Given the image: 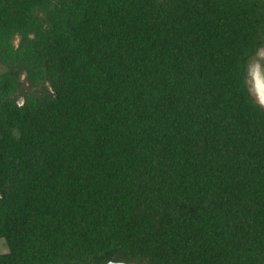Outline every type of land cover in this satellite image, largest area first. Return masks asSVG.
I'll return each instance as SVG.
<instances>
[{"label": "trees", "instance_id": "trees-1", "mask_svg": "<svg viewBox=\"0 0 264 264\" xmlns=\"http://www.w3.org/2000/svg\"><path fill=\"white\" fill-rule=\"evenodd\" d=\"M262 49L264 0H0V264H264Z\"/></svg>", "mask_w": 264, "mask_h": 264}, {"label": "rangeland", "instance_id": "rangeland-1", "mask_svg": "<svg viewBox=\"0 0 264 264\" xmlns=\"http://www.w3.org/2000/svg\"><path fill=\"white\" fill-rule=\"evenodd\" d=\"M264 49H262L257 59L249 67V88L257 103H264ZM260 104V103H259ZM262 106V105H261ZM263 107V106H262ZM264 108V107H263ZM7 247L4 242L0 241V254L6 253Z\"/></svg>", "mask_w": 264, "mask_h": 264}, {"label": "flooded vegetation", "instance_id": "flooded-vegetation-1", "mask_svg": "<svg viewBox=\"0 0 264 264\" xmlns=\"http://www.w3.org/2000/svg\"><path fill=\"white\" fill-rule=\"evenodd\" d=\"M260 103V105H262V106H264V103L261 101V102H259Z\"/></svg>", "mask_w": 264, "mask_h": 264}, {"label": "water", "instance_id": "water-1", "mask_svg": "<svg viewBox=\"0 0 264 264\" xmlns=\"http://www.w3.org/2000/svg\"><path fill=\"white\" fill-rule=\"evenodd\" d=\"M264 107V106H263ZM109 264H123V263H109Z\"/></svg>", "mask_w": 264, "mask_h": 264}]
</instances>
